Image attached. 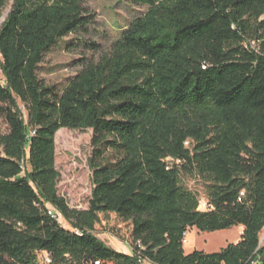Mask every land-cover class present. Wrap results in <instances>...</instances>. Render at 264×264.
I'll return each mask as SVG.
<instances>
[{"label":"trees","instance_id":"16d2710c","mask_svg":"<svg viewBox=\"0 0 264 264\" xmlns=\"http://www.w3.org/2000/svg\"><path fill=\"white\" fill-rule=\"evenodd\" d=\"M85 1L0 0V264H264V0H125L144 13L49 86L39 65L92 24ZM62 129L92 131L86 210L57 192ZM114 222L130 254L95 236ZM234 227L237 243L184 253L189 229Z\"/></svg>","mask_w":264,"mask_h":264},{"label":"rangeland","instance_id":"374dc122","mask_svg":"<svg viewBox=\"0 0 264 264\" xmlns=\"http://www.w3.org/2000/svg\"><path fill=\"white\" fill-rule=\"evenodd\" d=\"M84 7L91 16L92 24L86 30L64 38L58 43L39 65L38 77L45 84L63 88L81 69V62L97 60L108 52L110 44L145 8L136 7L125 0H86ZM11 8V2L0 13V28ZM87 44H94L89 48ZM0 81L3 77L0 71ZM24 120L27 115L20 108ZM7 131L0 120V132ZM92 131H69L62 129L55 135V168L60 174L57 184L58 195L64 198L71 209L86 210L91 198L92 172L88 162L92 155ZM182 185L196 194L200 200V210L206 209L205 183L198 177H183ZM61 226L67 230V224L59 218ZM117 232L119 234H117ZM127 233L123 223L103 225L95 236L107 247L118 252L130 254L131 249L122 236ZM242 235L241 227L215 233H200L189 229L186 234L185 254L193 251L215 253L229 244L237 243ZM260 246H264V228L260 233ZM41 264H47L46 255L39 254ZM256 264V263H254Z\"/></svg>","mask_w":264,"mask_h":264},{"label":"built area","instance_id":"2783aa9c","mask_svg":"<svg viewBox=\"0 0 264 264\" xmlns=\"http://www.w3.org/2000/svg\"><path fill=\"white\" fill-rule=\"evenodd\" d=\"M200 202H199V208H200ZM206 207V209L204 210V211H207L208 209H207V205L205 206ZM198 208V209H199ZM200 210V209H199ZM200 211H203V210H200ZM48 214L49 215H51L53 218H57L58 220H59V215H57L52 209H49V212H48ZM186 244V235H185V237H184V240H183V245H185ZM46 261H47V263H48V257H47V255H46ZM94 264H102V263H99V262H95Z\"/></svg>","mask_w":264,"mask_h":264}]
</instances>
